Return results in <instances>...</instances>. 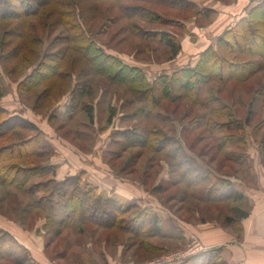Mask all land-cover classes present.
I'll use <instances>...</instances> for the list:
<instances>
[{"label": "rangeland", "instance_id": "rangeland-1", "mask_svg": "<svg viewBox=\"0 0 264 264\" xmlns=\"http://www.w3.org/2000/svg\"><path fill=\"white\" fill-rule=\"evenodd\" d=\"M192 1L198 9L210 12V17L198 16L191 9H177L153 0H102L99 4V17L94 24L101 31V35H98L99 45L124 62L142 66L149 80L161 74H171L180 66H194L197 61L192 63V60L196 58V53L200 52L197 57L201 56L209 46L216 44L219 36L229 27L230 18H217L216 12L211 7L207 8V5L213 4L209 3L213 0H196L200 4ZM130 3L155 10L166 19H187L185 22L188 30L189 23L195 24L200 29L198 35L192 38L194 47L186 45L184 48L181 25L163 24L140 17L133 18L131 23L125 18L122 9L123 5ZM147 28L176 32L182 44L181 52L169 60L163 42L140 34V29ZM48 29L45 49L55 38L63 42V45L66 28L49 26ZM219 32L221 34L218 36ZM192 50L195 55L188 57V52ZM30 72V69L26 70L21 79ZM47 84L48 80L40 79L34 83L35 88L19 91L17 83H12L1 99L0 107L13 114H24L47 133L49 142L57 151L50 160L58 166L48 178L62 181L69 175L85 171L84 179L105 181V188L94 184L106 194L122 197L133 205L125 214L124 222H119L121 227H80L78 223L61 222L60 216L54 217L52 223L48 224V210L35 206L30 197L15 187L0 184V228L4 225L16 229L21 235L15 232L19 239L11 233L18 244L31 250L43 264H187L190 257L201 253L198 251L192 255L196 247L204 248V251L212 247L221 248L226 264H238L230 253L224 255V243L229 235L234 245H248L251 241L249 239L256 242L257 236L248 232L245 224L252 212L260 204L264 205V199L255 204L249 195L238 189L258 190L260 176L254 167L255 163L260 164V175L264 178V70L243 81L232 79L222 82L216 79L208 83L206 96L216 97L214 106H194L189 100L167 99L158 107H149L151 116H147L143 110L135 114L141 104L133 98L127 85L97 76L93 81V95L85 100L94 108L93 122L81 110L73 118L64 116L66 105L70 102L69 94L63 96L59 104L51 106L45 116L36 114L33 108ZM178 86L174 85L173 95L177 94ZM223 105L228 108L225 114L214 112V107ZM111 109L116 114L109 121ZM229 111L234 115V122L243 125V134L237 127L226 130ZM162 130L164 135L159 133ZM130 131H154V134L160 135L155 138L162 139L161 146L156 145L153 139L152 143L148 142L144 146L125 147L121 142L125 143L126 137L119 133ZM164 136H168L171 141H166ZM239 136L245 142H241ZM115 138L120 142L113 144ZM234 138L237 143H233ZM176 143L187 156L190 166L194 165L203 174L215 177L222 185L226 183L224 189L235 188L248 198L251 213L243 220V224H227V216L232 215V200H207L204 190L210 184L189 187L179 179L176 159L170 156V150L177 148ZM46 188L49 190V186ZM44 190L38 194L44 196ZM151 211L158 214L161 220L159 235L147 237L125 229L124 225H139L137 228L142 224L144 226L142 217L151 216ZM249 250L254 258L260 257L264 251V237L259 238V243ZM0 264L12 263L0 261Z\"/></svg>", "mask_w": 264, "mask_h": 264}, {"label": "trees", "instance_id": "trees-1", "mask_svg": "<svg viewBox=\"0 0 264 264\" xmlns=\"http://www.w3.org/2000/svg\"><path fill=\"white\" fill-rule=\"evenodd\" d=\"M100 1L102 0H0V101L12 83H17L19 91H24L30 87L35 88L33 85L36 81L46 79L48 84L43 88L33 108L36 114L45 116L51 106L59 104L63 96L69 94L70 102L66 105L64 116L73 118L76 112L81 110L93 122L94 108L85 100L93 95L95 77L102 76L114 83L127 85L133 98L141 104L135 114L144 111L147 116H151L149 107H158L167 99L189 100L194 106H214L216 97L206 96L208 83L216 79L222 82L232 79L243 81L264 70V0L253 6L246 16L237 18L219 36L216 44L209 46L199 56L194 66H180L171 74H161L152 80H149L142 66L124 62L119 56L106 52L105 48L99 45L98 35H101V31L94 24L99 17ZM153 1L177 9H191L198 16L210 17V12L198 9L192 0ZM122 9L125 18L130 22L138 17L147 20L151 18L150 20L163 24L181 25L184 35L190 34L185 22L187 19H166L155 10L131 3L123 5ZM49 26L66 28L67 35L63 45V42L55 38L45 49ZM147 29H140V34L163 42L167 47L166 55L169 60L181 52L182 44L176 32ZM28 69L31 70L30 74L21 79ZM176 84L179 85L178 92L173 95ZM258 96L260 97V94ZM213 110L222 115L228 108L223 105L214 107ZM230 111L226 130L237 127L243 134V125L234 122V115ZM109 112L108 120L111 121L116 112L114 109ZM153 132L130 131L119 134L126 137L125 143L121 142L125 147L144 146L152 143L153 139L156 145L161 146L162 139L155 138L160 135ZM159 133L164 135L163 130ZM164 138L171 141L168 136ZM240 141L245 142L243 137H240ZM117 142L120 141H116V138L112 140L113 144ZM233 143H237L236 139ZM176 145L177 148L170 150V156L173 160L176 159L179 179L189 187L202 183L210 184L209 188L204 190L207 200H232V215L227 216V224H243V220L251 213L248 198L235 188L224 189L223 187H227L226 183L222 185L215 177L203 174L194 165L190 166L187 156L182 153L177 143ZM23 147L26 148L22 152ZM56 154L57 151L49 142L47 133L37 124L24 114H13L0 107V184L15 187L30 197L35 206L48 210V224L52 223L54 217L60 216L61 222L78 223L80 227H121L119 222H124L125 214L131 210L133 204L122 197H112L93 182L85 180V171L69 175L62 181L48 178L58 167L50 160ZM5 157L11 162L7 163ZM46 186H49V190ZM42 189L46 190L44 196L38 194ZM150 213L151 216L142 217L144 226L142 224L137 228L139 225H124L125 229L147 237L159 235L161 220L155 212ZM149 254L153 255V252ZM38 260L31 250L18 244L11 232L0 228V261L12 264H43ZM186 263L226 264V261L222 257L221 248L217 247L190 257Z\"/></svg>", "mask_w": 264, "mask_h": 264}, {"label": "crops", "instance_id": "crops-1", "mask_svg": "<svg viewBox=\"0 0 264 264\" xmlns=\"http://www.w3.org/2000/svg\"><path fill=\"white\" fill-rule=\"evenodd\" d=\"M196 1V0H194ZM262 0H233V2H226L224 0H213L212 2L209 3H213L212 5H207V8L211 7L210 9L214 10L217 14V18H230L228 21H230L228 23V26L232 25L237 18H241L242 16H246V14L250 11V9L257 5L258 3H260ZM196 3H199L198 1H196ZM200 4V3H199ZM195 24L193 23H189L188 24V28H189V33L190 34H185L184 40L183 42V46L184 48L191 46L192 48L194 47V45H192V38L193 36H197L199 33V29L198 27H196ZM224 29L221 30V32ZM221 32L218 33V36L221 34ZM217 36V35H216ZM210 39V38H209ZM208 39V40H209ZM194 44V43H193ZM195 51H191L188 52L189 56H194ZM193 53V54H192ZM200 52L196 53V58L192 60V63L197 61L199 56L197 57V55H199ZM251 158H253L251 156ZM254 160V158H253ZM254 167L256 169V172L258 174L259 177V184L260 186H258V190L256 191H248L247 189H242L239 188V190L245 192L247 195H249V197L255 201L254 203H258L260 200L264 199V178H262V172L260 170V164L255 163ZM89 182H93L96 183L98 185L101 186V188H105L106 184L105 181L101 180V179H85ZM101 180V181H100ZM108 184V183H107ZM261 187V189H259ZM120 190V189H119ZM123 193V192H121ZM246 228L249 231L253 232V234L256 237V242L251 240L248 245H234L232 238L229 235V239H227V241L224 243L226 246H224V255L226 256V254L230 253V255L232 257H234V261L237 262L238 264H264V251L261 253L260 257H256L254 258V256L250 255V248H254L255 245H257L259 243V238H263L264 237V205L260 204L256 210L254 212H252V215L249 219H247V223L245 224ZM1 228L3 229H10L9 231L12 232L14 235L15 232H18L16 229H12L9 226H4L2 225ZM19 233V232H18ZM250 234V233H249ZM20 235V233H19ZM19 235H16L17 238L19 239ZM21 236V235H20ZM255 240V239H254ZM261 240V239H260ZM251 243H254L253 245H251ZM29 247V246H27ZM263 247V246H262ZM214 248V247H212ZM210 248V249H212ZM34 249V248H33Z\"/></svg>", "mask_w": 264, "mask_h": 264}, {"label": "built area", "instance_id": "built-area-1", "mask_svg": "<svg viewBox=\"0 0 264 264\" xmlns=\"http://www.w3.org/2000/svg\"><path fill=\"white\" fill-rule=\"evenodd\" d=\"M195 250H193V252H191L192 253V255H194L195 253H197L198 251L199 252H202V251H204V248H194ZM157 262H155V263H153V264H156Z\"/></svg>", "mask_w": 264, "mask_h": 264}]
</instances>
